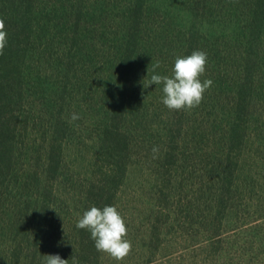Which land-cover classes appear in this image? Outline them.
I'll return each instance as SVG.
<instances>
[{
    "label": "rangeland",
    "instance_id": "obj_1",
    "mask_svg": "<svg viewBox=\"0 0 264 264\" xmlns=\"http://www.w3.org/2000/svg\"><path fill=\"white\" fill-rule=\"evenodd\" d=\"M248 2L37 0L36 28L56 40L37 66L46 73L32 96L44 109L23 144H34L40 171L47 116L57 115L62 162L37 192L35 247L14 264H42L44 255L74 264L81 237L82 264H264V20ZM195 50L207 53L201 80L213 84L198 107L169 110L162 85L146 87L153 66L170 76L174 59ZM111 122L127 133L113 157L98 145ZM106 205L132 243L122 261L76 227L84 211ZM3 225L0 264L5 241L24 234Z\"/></svg>",
    "mask_w": 264,
    "mask_h": 264
},
{
    "label": "trees",
    "instance_id": "obj_2",
    "mask_svg": "<svg viewBox=\"0 0 264 264\" xmlns=\"http://www.w3.org/2000/svg\"><path fill=\"white\" fill-rule=\"evenodd\" d=\"M248 3L249 13L263 21L264 0H250ZM40 18L37 0H0V19L4 21L7 32V44L0 55V219L6 220L4 225V222L0 225H3L8 235L15 225L22 227L21 231L24 233L20 238H8V245L5 241L3 251L6 255L3 257V264H9V259L11 264L19 263L24 256L21 252L26 254L25 249L35 247L34 214L39 202L37 192L40 187L46 186L48 173L51 175L62 162L58 160L60 148L55 146L58 130L54 123L57 115L53 117L49 113L47 116L40 171L34 163L35 156L32 157L31 154L34 144L26 148L23 144L28 127L34 133L32 127L37 123L36 116L44 109L34 107L35 100L32 96L35 83H41L40 78L46 73L45 70L38 71L37 66L40 67L39 62L43 59H51L52 45L56 40V37L49 38L40 28H36ZM134 25L135 19L131 27ZM237 102L240 107L239 101ZM112 120H115L114 116L111 117ZM112 124L102 125L98 145H107L104 150H109L113 157L117 148H125L127 133L124 126L113 124L117 126L114 128ZM3 207L5 209H1ZM80 241L81 244L75 243V252L72 250L74 255L71 259L74 264H82L86 260L81 245L84 243V247H87L89 242L84 237Z\"/></svg>",
    "mask_w": 264,
    "mask_h": 264
},
{
    "label": "clouds",
    "instance_id": "obj_3",
    "mask_svg": "<svg viewBox=\"0 0 264 264\" xmlns=\"http://www.w3.org/2000/svg\"><path fill=\"white\" fill-rule=\"evenodd\" d=\"M7 44V32L5 24L0 19V55ZM207 64V53L195 50L190 55L177 56L171 75L155 74L159 63L153 66V73L149 83L162 85V103L173 111L191 110L198 107L213 81L211 79L201 80L205 73ZM145 86V85H144ZM78 114L73 113L71 119L78 120ZM159 149L152 148L153 159ZM76 227L86 229L90 232L91 239L98 252L106 253L116 261H122L132 250V243L127 237V227L124 218L115 206L106 205L103 208L91 206L78 217ZM42 264H68V260L59 255H44Z\"/></svg>",
    "mask_w": 264,
    "mask_h": 264
}]
</instances>
